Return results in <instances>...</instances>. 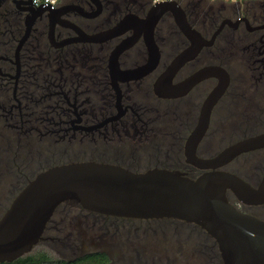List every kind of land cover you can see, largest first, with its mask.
Here are the masks:
<instances>
[{
    "label": "flooded vegetation",
    "instance_id": "af4514ba",
    "mask_svg": "<svg viewBox=\"0 0 264 264\" xmlns=\"http://www.w3.org/2000/svg\"><path fill=\"white\" fill-rule=\"evenodd\" d=\"M178 4L197 34L183 32L176 10L155 21L161 10L152 0H61L53 11L25 0H0V169L2 155L9 163L21 157L31 175L18 166L17 178L26 186L52 168L73 163L133 173L159 169L197 179L206 171L189 163L187 146L218 91L198 158L212 159L263 135L264 1L244 8L208 0ZM185 53L186 63L167 76ZM221 139L230 141L218 152L202 153ZM244 157L256 159L252 171L264 172V149L221 170L258 189L264 173L262 178L251 173L249 180L231 170ZM13 169L10 165L8 171ZM227 198L239 212L264 221V205H244L231 191ZM72 209L81 214L77 224L92 219L99 231L93 249L80 257L102 255L105 264H225L206 230L177 219L109 216L68 201L46 231L56 215L68 216ZM159 232L166 240L187 233L198 248L190 255L182 247L177 258L157 259L152 252L145 258L136 238Z\"/></svg>",
    "mask_w": 264,
    "mask_h": 264
},
{
    "label": "water",
    "instance_id": "95a60500",
    "mask_svg": "<svg viewBox=\"0 0 264 264\" xmlns=\"http://www.w3.org/2000/svg\"><path fill=\"white\" fill-rule=\"evenodd\" d=\"M156 5L161 12L155 21L176 10L183 32L197 34L186 23L177 2ZM187 60V53L181 55L167 76L173 77ZM165 85L163 80L162 91L166 90ZM219 97L218 91L206 105L187 146L189 163L206 171L205 174L190 179L180 172L155 169L133 173L97 163L52 168L31 181L0 219V264L28 256L43 239L56 210L68 201L109 216L177 219L196 224L217 241L225 264H264V221L239 212L227 198L231 191L244 205H264V178L255 189L240 177L221 170L244 154L264 149V134L242 140L212 159L197 157L198 146L208 130L210 109Z\"/></svg>",
    "mask_w": 264,
    "mask_h": 264
},
{
    "label": "rangeland",
    "instance_id": "374dc122",
    "mask_svg": "<svg viewBox=\"0 0 264 264\" xmlns=\"http://www.w3.org/2000/svg\"><path fill=\"white\" fill-rule=\"evenodd\" d=\"M229 139H221L216 141L213 150H205L202 153L206 155H211L218 152L221 147H225L228 144ZM2 162L0 169V219L4 216L6 211L10 208L11 204L15 198L20 194V192L26 187L24 181L18 180L17 176L23 173L24 175H31V171L27 170L22 164V158L19 157L12 163H9L8 158L2 155ZM256 159H248L247 157L242 158L238 164L231 167V170L238 172L246 179H251V173L255 175L261 174L263 176V171L261 172L259 168L252 171V163ZM15 164V165H14ZM18 164V165H16ZM14 167L12 173L8 171V168ZM20 166L22 169L19 173L17 167ZM13 175V176H12ZM23 175V176H24ZM25 177V176H24ZM76 216H81L79 211L72 209L70 214L64 215L60 213L53 218V223L49 225L48 230L44 234V240L41 241L34 250L29 254L32 256L44 254L48 256L53 261L59 260H74L77 257L82 256L86 252L93 249L92 239L97 237L99 234L98 229L93 225L94 221L91 219L89 221H82L81 225L77 224ZM260 216L264 217V213L261 212ZM83 220V218H81ZM92 221V222H91ZM173 224L172 227L179 226L181 228L193 227L191 224H176V222H170ZM189 228H187L188 232ZM146 234V235H145ZM140 233L138 235V249L145 258H148L152 252V255H156L157 259H166L165 256L170 254V258H177V250L184 247L185 253L190 255L193 254L194 250L197 249L195 240L190 237L187 239V233H181L178 237H172V235L164 238L162 233L155 235H147V233ZM171 237V238H170ZM168 241V242H167ZM162 243L163 246H158ZM152 245V246H151ZM166 245V246H165ZM195 247V248H194ZM150 248V250H149ZM167 251L169 252L167 254ZM201 259V258H200ZM197 261H201V260ZM178 264V263H177ZM192 264V263H191Z\"/></svg>",
    "mask_w": 264,
    "mask_h": 264
},
{
    "label": "trees",
    "instance_id": "16d2710c",
    "mask_svg": "<svg viewBox=\"0 0 264 264\" xmlns=\"http://www.w3.org/2000/svg\"><path fill=\"white\" fill-rule=\"evenodd\" d=\"M107 261L106 257L98 254H90L84 257H80L74 260H59L53 261L48 256L41 255H28L14 263L11 264H105ZM8 264V263H4Z\"/></svg>",
    "mask_w": 264,
    "mask_h": 264
},
{
    "label": "built area",
    "instance_id": "2783aa9c",
    "mask_svg": "<svg viewBox=\"0 0 264 264\" xmlns=\"http://www.w3.org/2000/svg\"><path fill=\"white\" fill-rule=\"evenodd\" d=\"M25 1L30 3V5L33 8L45 9L47 11L55 10L56 8L60 6V2H61V0H25ZM169 1L181 3L185 0H152L153 4L155 5L160 2H169ZM208 1H211L214 3H224V4H228L232 6H240L244 8L254 1H264V0H208Z\"/></svg>",
    "mask_w": 264,
    "mask_h": 264
}]
</instances>
